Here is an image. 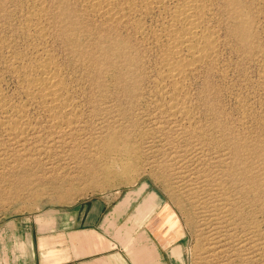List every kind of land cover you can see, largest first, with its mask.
<instances>
[{
  "label": "rangeland",
  "instance_id": "rangeland-1",
  "mask_svg": "<svg viewBox=\"0 0 264 264\" xmlns=\"http://www.w3.org/2000/svg\"><path fill=\"white\" fill-rule=\"evenodd\" d=\"M135 2L114 22L85 0H0V230L153 190L182 221L185 264H264V0H204L212 52L181 91L164 77L177 2ZM45 65L52 109L34 87Z\"/></svg>",
  "mask_w": 264,
  "mask_h": 264
},
{
  "label": "crops",
  "instance_id": "crops-1",
  "mask_svg": "<svg viewBox=\"0 0 264 264\" xmlns=\"http://www.w3.org/2000/svg\"><path fill=\"white\" fill-rule=\"evenodd\" d=\"M3 224L0 264H185L182 221L153 190Z\"/></svg>",
  "mask_w": 264,
  "mask_h": 264
},
{
  "label": "bare ground",
  "instance_id": "bare-ground-1",
  "mask_svg": "<svg viewBox=\"0 0 264 264\" xmlns=\"http://www.w3.org/2000/svg\"><path fill=\"white\" fill-rule=\"evenodd\" d=\"M138 1L146 10H148V8H162L164 4L170 0ZM174 1L177 2V6L171 15L172 24L169 27L170 29L168 33L170 47L165 56L164 77L170 80V83H172L174 87V91H179V85L185 74L191 71L197 62L199 63L212 52L214 42L211 40L212 38H210V34L202 28L203 22H201V15L204 12H202V10L204 8L203 5L206 2H204V0ZM85 2L93 11L105 15L110 21L114 22L115 20L119 21L121 18L123 19V16H125L124 12L132 10L133 7H135L134 3H137L135 0H85ZM179 25L180 28H178ZM40 74L42 77L39 79V82L36 81L37 83L34 87L40 96L39 98L43 99L47 106L49 105V109L55 108L61 90L60 82L57 80L52 68L48 65H45V67L41 69ZM16 125L17 123L15 124V127H12V131L14 132L13 135L17 136L20 134V131L18 132Z\"/></svg>",
  "mask_w": 264,
  "mask_h": 264
}]
</instances>
